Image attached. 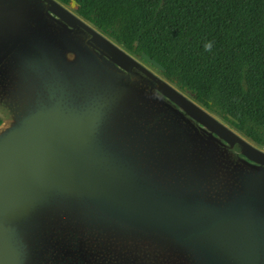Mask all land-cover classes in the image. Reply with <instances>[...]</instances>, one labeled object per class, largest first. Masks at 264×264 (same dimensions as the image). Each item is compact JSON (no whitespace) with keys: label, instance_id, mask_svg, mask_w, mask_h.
<instances>
[{"label":"water","instance_id":"95a60500","mask_svg":"<svg viewBox=\"0 0 264 264\" xmlns=\"http://www.w3.org/2000/svg\"><path fill=\"white\" fill-rule=\"evenodd\" d=\"M75 7L0 0V264H43L56 230L107 264H167L168 241L187 264L194 231L264 264V149Z\"/></svg>","mask_w":264,"mask_h":264},{"label":"trees","instance_id":"16d2710c","mask_svg":"<svg viewBox=\"0 0 264 264\" xmlns=\"http://www.w3.org/2000/svg\"><path fill=\"white\" fill-rule=\"evenodd\" d=\"M75 1L78 16L131 55L156 60L163 78L264 149V0ZM65 250L49 243L43 264H66Z\"/></svg>","mask_w":264,"mask_h":264},{"label":"rangeland","instance_id":"374dc122","mask_svg":"<svg viewBox=\"0 0 264 264\" xmlns=\"http://www.w3.org/2000/svg\"><path fill=\"white\" fill-rule=\"evenodd\" d=\"M107 36V35H106ZM111 39V38H110ZM111 40H113V39H111ZM114 41V40H113ZM142 64H144L148 69H150L151 71H153L154 73H156L157 75H159V76H161L162 77V75L158 72V71H156L155 69H153L151 66H149L148 64H146V63H143L142 62ZM189 97H192V96H190L189 94H187ZM211 113V112H210ZM213 114V113H212ZM214 116H216L215 114H213ZM221 122H223L225 125H227L228 127H230L231 129H233L234 131H236L233 127H232V125L230 124V123H228L227 121H225L224 119H222L221 117H219V116H216ZM6 124H7V122L5 121V122H3V124H2V126H6ZM238 132V131H237ZM177 190L179 191L180 189H179V187H177ZM69 235H71V236H69ZM54 236H55V238L53 239L56 243L55 244H53L54 246H57V248L58 249H60V250H65V251H67V252H69V251H71L72 252V256H78L79 254V256L80 257H82V252H85L86 251V253L84 254V256H86L87 255V258L89 257V253H91V254H93L94 255V259H96V263L97 264H102V261L104 260V261H106V258L104 259V257H106L105 256V250H102V249H99V248H96L97 247V245H95V246H92L91 248H90V243H95V242H87V240L88 239H85L84 240V243L86 244L85 245V249L83 250L82 249V252L81 253H79L80 251L78 250V247H79V242H80V237L77 235V233H75V232H73V231H71V230H64V231H62V230H56L55 232H54ZM72 237V238H71ZM71 241H73L72 243H71ZM79 251V252H78ZM76 252H78V253H76ZM97 252H100V256H97L96 257V255L95 254H97ZM167 253L168 254H164L163 255V259H164V262H166L167 264H180L181 263V261H182V257L180 256V255H178L177 253H176V255H173V254H170L168 251H167ZM172 253H174V252H172ZM71 256V257H72ZM50 259H54L55 260V257H54V255H53V253H51L50 254ZM53 260V261H54ZM63 259H58V261H57V263L56 264H63L64 262L62 261ZM76 260V259H75ZM74 260V261H75ZM73 262V261H72ZM72 262H70L69 260H67L66 261V264H71ZM89 264H91V263H89Z\"/></svg>","mask_w":264,"mask_h":264},{"label":"flooded vegetation","instance_id":"af4514ba","mask_svg":"<svg viewBox=\"0 0 264 264\" xmlns=\"http://www.w3.org/2000/svg\"><path fill=\"white\" fill-rule=\"evenodd\" d=\"M197 234L199 235L198 238L205 237V239L194 240V236H196ZM188 236L193 237V239H192V241H190L191 244L189 246H187L188 249L186 250L187 259H188L187 264H216V262H215V258L217 256L216 255V250H217L216 249V239L210 234L206 235V236H202L201 232H199V231H194L193 233H190ZM72 242L73 241H71V243ZM169 244L172 245L174 253L175 252L177 253L180 251L179 250L180 249L179 241H168L167 245H169ZM180 245L182 246V244H180ZM199 245L202 248H200ZM206 250H208V252ZM193 254H195V255L193 256ZM79 255L78 256L76 255L74 257V256H72V254H70V257L68 259L70 262H72L76 259L75 264H89V263H87V261L85 259V258H87V255L84 257H80ZM102 264H107V262L103 260Z\"/></svg>","mask_w":264,"mask_h":264},{"label":"clouds","instance_id":"9594fccd","mask_svg":"<svg viewBox=\"0 0 264 264\" xmlns=\"http://www.w3.org/2000/svg\"><path fill=\"white\" fill-rule=\"evenodd\" d=\"M204 47H205L206 49H210V48H211V44H210V43H206V44L204 45Z\"/></svg>","mask_w":264,"mask_h":264}]
</instances>
